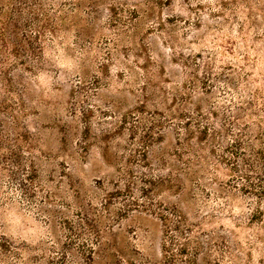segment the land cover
Returning a JSON list of instances; mask_svg holds the SVG:
<instances>
[{
    "label": "clouds",
    "instance_id": "clouds-1",
    "mask_svg": "<svg viewBox=\"0 0 264 264\" xmlns=\"http://www.w3.org/2000/svg\"><path fill=\"white\" fill-rule=\"evenodd\" d=\"M40 3L42 7L37 6L36 13L42 22L51 23L47 30L34 25L32 35L42 34L49 51L47 55L41 51L40 64L32 67L31 73L24 74L31 99L28 111L19 110L14 121L22 125L38 111L39 105L44 106L45 113L51 106L57 121L76 119L80 125H85V115L97 119L100 118L97 113H109L102 119L104 126L112 129L113 137L121 138L119 152L102 157V162L97 160L95 167L92 161L72 159L71 155H61L56 163L65 162L68 176L73 169L77 170L76 179L81 182L89 176L103 178L105 167L111 169L113 176H125L128 165L124 161L134 159L142 145L141 137L133 138L135 133L121 123L122 114L133 110V105L119 104V101L124 97H140L148 77L157 79L156 68L147 73L146 69L151 67L150 62H159L162 52L166 63L158 87L166 92L155 105L149 102V111L156 108L163 111L165 133L177 129L178 134L168 136L163 151L169 153V159L150 173L147 169L144 171L157 184L175 180L181 190L187 188V195L180 199L190 205L191 222L201 226L192 234L193 238L201 232L207 233L209 239L218 238V233L228 235L226 255L214 248L208 250L214 261L261 264L264 230H253L245 221L257 207L264 210V199L250 187L257 182L258 174H264V164L254 155L260 144L257 136L264 140V0H171L170 3L163 0L164 7H157L159 0H40ZM112 4L124 9L115 28L104 22L108 16L92 14V9L99 11L97 6H102L111 16ZM133 11L139 13L135 20ZM169 20L175 22L170 25ZM61 32L71 33L70 43ZM152 39L158 43V49L144 47V40ZM131 47L140 49L139 53L126 52ZM62 55L71 56V67L52 58ZM170 69H177L179 75L173 78ZM42 72L48 75L47 85L39 80ZM177 98H182V102L170 107ZM77 111L79 115H74ZM179 112L200 121L202 128L207 125L213 139L207 143L191 141L185 147L189 130L183 125L187 120L173 119ZM139 119L146 122L148 117ZM28 131L35 133L37 127L29 124ZM83 131L89 133L90 129L84 126ZM241 137L245 142L244 154L238 162L239 171L234 173L220 161L227 156L225 145ZM81 139H85L82 133L79 140L74 138L75 147H80ZM177 139L179 147L185 149L178 154L172 151L177 147L173 142ZM52 151L51 140L42 138L35 149H26L21 154V161L30 165L34 159H42V153ZM7 152L6 147L0 148V154ZM121 167L122 171L117 172ZM12 171L17 173L15 179L10 174ZM31 175L23 163L0 165L3 178L0 180V223L6 226L0 227V236L12 238L11 244L0 240V264H67L73 249L82 255L81 246L97 253L94 261L85 260V264H158L157 258L163 256V250L152 235L159 225L149 219L152 208L147 212L145 208L174 202L173 191L147 201L133 193L124 202L129 205L138 202L135 215L129 217L131 227L116 225L101 237L91 232H78L73 237L71 232L58 227L63 222L58 217L67 219L72 215L70 206L79 202V189L72 187L71 180L65 184L59 179L41 178L33 184ZM245 176H250L251 181ZM85 191L88 199L96 197L90 187ZM119 207L123 208L124 204ZM208 209L214 211L208 212ZM109 237L116 238L124 260L109 262L105 252L112 245Z\"/></svg>",
    "mask_w": 264,
    "mask_h": 264
},
{
    "label": "rangeland",
    "instance_id": "rangeland-1",
    "mask_svg": "<svg viewBox=\"0 0 264 264\" xmlns=\"http://www.w3.org/2000/svg\"><path fill=\"white\" fill-rule=\"evenodd\" d=\"M170 3L171 0H168ZM37 6L42 7L40 0H0V30L2 29L8 36L10 42L15 44L20 52L19 57L10 55L7 65L0 66V71H7L6 78L11 85L10 90L6 87L5 81L0 73V148L6 147L7 153L0 154V165L3 167H9V163H13L14 166L23 163L28 166L32 175L29 177L33 184H36L41 178L47 180H62L65 184L69 180L72 181V187L79 189L77 200L78 203H73L70 206V215L67 219L64 217H58V227L66 232H71L73 237L76 233L91 232L93 236L101 237L106 231H109L116 225H123L131 227L132 220L129 217L135 215V208L138 206L137 201H133L131 205L124 203L131 199V195L134 193L142 197L147 201L153 196H157L161 193L167 194L170 191L175 193V200L172 203H159L158 206L152 207L148 205L145 211L151 207L152 211L149 213V219L159 225V229L155 231V235H152V239L155 243L160 244L163 250V256L158 257V264H222L221 260H213L208 250L215 249L221 251L222 255H226L229 251L228 240L229 237L226 233L217 234L218 238L213 237L209 239L208 234L201 232L199 237L193 238L192 234L201 226L198 223H192V212L189 210V203L182 201L180 197L187 195V188L181 190L177 187L175 180L166 181L165 184L155 183L150 176L145 173V169L148 172H152L158 164H161L169 159V153L163 151L166 143L168 142L169 135L178 134L177 129H172L171 133H165L167 127L165 121V114L159 108L149 111L151 102L155 105L160 99L163 98L162 94L166 92L165 89L158 87L159 79L163 74V66L166 61L163 58V53L160 52L159 62H150L151 67L146 69V73L151 71L152 68H156L157 71L154 75L157 77L153 80L152 77H148L146 85L143 86L140 93V97L143 99L139 101L140 97H124L119 101V104H132L133 110L125 111L122 114L121 123L125 129H131L135 135L141 137V148L137 150L135 158H127L124 163L128 165L126 169V175L122 177L111 175V169L105 167L103 178H93L89 176L85 181L81 182L76 179L77 170H72V175L68 176L65 162L56 163L60 156L71 155L72 159H83L92 161L93 167H95L97 160H101L102 157L107 156L109 153L115 154L119 152L122 140L120 137H113L112 129L104 126L103 117L108 115L104 111L97 113L100 118L95 119L93 116L85 115V125H80L76 119H70L67 122L57 121L53 118L51 106L49 111L45 113L44 106L39 105L38 111H35L34 115L29 116L22 125L19 122L14 121L19 110L28 111L29 101L31 99V92L28 90L25 84V73H31L32 67L40 64V53L43 51L45 55L48 54V47L46 40L42 39V34L32 35L34 25H41L45 30L49 28V22H42L37 12ZM157 7H164L163 0H159ZM97 9H92V14L96 16H108V20L104 21L109 23L115 28L119 23V17L123 12V8L119 4L110 5V12L105 13L102 6H97ZM151 15V13H149ZM139 16V13L133 11L132 18L135 20ZM175 21L169 20L171 25ZM160 28L163 29L164 25L161 24ZM149 31H152L149 29ZM60 35L66 36L67 41L70 43L72 36L71 33L61 32ZM18 42V43H17ZM144 47L149 49H158V43L155 39L144 40ZM140 49L131 47L127 48L126 52H137ZM54 60L71 67V56L52 57ZM29 67V70L18 71L24 67ZM122 75V73H121ZM170 75L175 78L179 75L177 69H170ZM39 80L42 84L47 85L48 75L47 73H41ZM21 94V97H20ZM75 98V97H73ZM182 102V98H177L173 101L170 107H175ZM147 104V107L145 106ZM119 111V107H117ZM74 115H79L77 111ZM215 115V114H214ZM148 117L147 121H141L139 118ZM187 120V123L183 125L187 132L188 141H185V147H188L191 141H197L199 143H207L213 139L211 130L205 125L201 127L200 121H193L188 118L186 113L179 112L178 117L174 116L173 119ZM139 121V122H138ZM29 124L37 127L35 133L28 131ZM63 125V126H61ZM84 126L90 129V132L83 131ZM247 129V125H245ZM83 134L85 139L79 141L80 147H75L74 138L79 140V135ZM111 137V138H110ZM42 138L51 140L53 145V151L50 153H42V159L37 158L29 165L27 161H21V154L27 149L32 150L38 146V142ZM257 140L260 144L257 145L254 155L257 161L264 164V140L258 135ZM177 147L172 151L179 153L184 151L179 147V139L173 141ZM99 144L100 147H97ZM89 145V147L84 146ZM108 147L105 148L104 146ZM245 142L243 137L237 139L235 143H229L225 145V151L227 156L220 161L222 165H227L234 173L239 171V160L244 154ZM51 147V144H50ZM57 149L60 153H57ZM70 150V151H69ZM217 149H212L215 154ZM237 163H233V162ZM248 164V161H245ZM22 167V165H20ZM75 168V165H73ZM121 168H117V172H121ZM11 176L13 179L17 176V173L12 171ZM3 178L0 177V180ZM245 179L251 181L250 176H245ZM90 181V184L88 183ZM256 183H251L250 187L257 191L261 195V199H264V174H258L256 177ZM232 184L231 181L228 182ZM171 187H168V185ZM142 186V187H141ZM90 187L95 192L96 197L94 199H88V193L86 188ZM244 191H247L245 189ZM124 204L123 208H120V204ZM99 204V207L96 205ZM83 205V206H81ZM176 208L178 211H173L172 208ZM132 208L133 211H128ZM208 212L214 211V209L206 210ZM160 214H163L168 220L165 222L160 219ZM201 215H204L202 212ZM248 227L255 230H264V210L257 207L246 219ZM0 227H6L3 223H0ZM151 227V225H149ZM178 227V228H177ZM174 234V235H173ZM70 239H72L70 237ZM112 240V245L105 249L109 262L124 260L125 257L119 247L116 246V238L109 237ZM0 240H5L8 244L12 243V238L0 236ZM73 246H75V240H72ZM82 255L76 249L72 250V254L69 256L67 264H85V260L94 261L97 253L94 250L84 249L81 246ZM7 252V249H4ZM51 264V262H49ZM131 264V262H129ZM264 264V260L261 261Z\"/></svg>",
    "mask_w": 264,
    "mask_h": 264
},
{
    "label": "trees",
    "instance_id": "trees-1",
    "mask_svg": "<svg viewBox=\"0 0 264 264\" xmlns=\"http://www.w3.org/2000/svg\"><path fill=\"white\" fill-rule=\"evenodd\" d=\"M9 53H10V55H13L15 57H19V55H20L18 47L15 44H13L12 42H10L8 36L1 29L0 30V66L4 67L5 65H7V62H8L9 56H10ZM23 70H27V71L29 70V72L31 71V69L27 66L24 67ZM0 73H1V76L3 77V79L5 81L6 87L8 88V90H10L11 85L9 84L8 78L5 77L7 74V71L3 70V71H0ZM172 210L174 212L178 211L175 207L172 208ZM159 217L161 220H163L165 222L168 220V218H166L163 214H160Z\"/></svg>",
    "mask_w": 264,
    "mask_h": 264
}]
</instances>
